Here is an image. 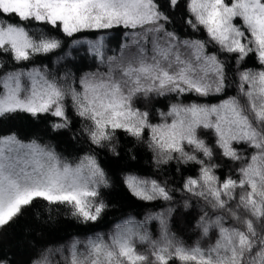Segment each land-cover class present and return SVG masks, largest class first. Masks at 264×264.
Returning a JSON list of instances; mask_svg holds the SVG:
<instances>
[{"label":"snow or ice","instance_id":"6c2138e0","mask_svg":"<svg viewBox=\"0 0 264 264\" xmlns=\"http://www.w3.org/2000/svg\"><path fill=\"white\" fill-rule=\"evenodd\" d=\"M119 185L142 219L45 239ZM29 211L0 264H264V0H0V237Z\"/></svg>","mask_w":264,"mask_h":264},{"label":"trees","instance_id":"16d2710c","mask_svg":"<svg viewBox=\"0 0 264 264\" xmlns=\"http://www.w3.org/2000/svg\"><path fill=\"white\" fill-rule=\"evenodd\" d=\"M116 40L114 39L108 44L109 48L115 47ZM111 54V53H109ZM13 126L20 130L22 137L32 127L26 119H17L13 122ZM57 139V151H63L67 154L68 146L62 138ZM145 157L141 155L140 162L138 164L130 165V168L136 169L141 176L151 175L149 166L144 164ZM110 174L115 173L119 176V170L116 168L109 169ZM112 201L117 204V207L109 210L104 220L95 227H85L77 225L76 222L70 218H65L61 215L55 225L48 228L45 233V239L49 242L56 244H63L70 241L73 237L84 238L90 232L94 231H106L110 228L118 219L122 216L131 214L136 219H142L146 210V205L143 202H138L132 199L127 193L126 189L122 185H119L112 193ZM46 215V213H45ZM37 222L31 218V211L26 214V218H22L20 223L14 228L8 230V236L6 238L0 237V253L11 245V251L17 254V257L22 260H26L29 255V250L26 243H22L23 229L25 225L35 226ZM173 230L178 234L183 235L186 243H192L195 240V235L192 234L186 227L178 228L173 226ZM34 235V233H33ZM49 260L51 264H64L63 257L58 252H53Z\"/></svg>","mask_w":264,"mask_h":264}]
</instances>
